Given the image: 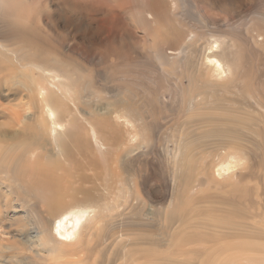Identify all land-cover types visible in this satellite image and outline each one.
Returning <instances> with one entry per match:
<instances>
[{"label":"rangeland","instance_id":"rangeland-1","mask_svg":"<svg viewBox=\"0 0 264 264\" xmlns=\"http://www.w3.org/2000/svg\"><path fill=\"white\" fill-rule=\"evenodd\" d=\"M39 1L32 0L25 6L35 9L36 17L40 18L38 23L43 27L49 11ZM140 1L147 10L156 5L163 18L175 22L178 31L170 35L187 49V59L183 62L180 53L170 66L159 68L154 50L147 44L150 33L144 34L142 28L131 26L124 13H134V0H102V8L112 10L116 19L109 24L101 16L99 22L107 34L94 35L102 37L103 43L108 36L117 41L115 47L121 44L125 49L93 51L88 57L71 55L75 60L82 59L79 65L67 59L69 70L78 72L74 76L76 89L70 87L74 98L65 102L76 122L72 127L65 126L62 133L73 134L66 135L65 151L58 152L49 146L47 149L51 151H38L32 158L31 164H38L50 177L45 187L36 185V178L7 180L0 172V201L3 197L13 200L21 205L19 211L23 212L12 221L2 213L6 226L3 232L18 234L20 230L25 238L35 234L38 219L35 198L40 195L34 189L38 188L50 190L58 198L89 194L100 200L103 207H110L99 213V218L104 214L107 223L103 228H93L98 227L104 235L121 227L129 233L130 241L137 244V250L146 248V234L153 236L152 257H158L161 250H169L170 243L160 238L162 230L170 241L174 238L178 242L181 217L196 216L189 211L197 207L194 204L200 207L197 219L201 224L207 223L211 230L202 233L217 237L221 230L217 222L229 220L239 231L259 232L262 235L259 242L264 245V0H173V3L160 0L163 5L155 4L154 0ZM6 2L9 1L1 0ZM68 4L58 0L61 9L53 7L58 19L55 42L60 48L78 37L77 21L86 19L80 12L82 8L78 11ZM80 13L85 17L83 20ZM153 31L163 35L170 27L158 22ZM215 39L219 44L224 43L221 47L225 50L221 53L235 68L228 82L209 81L212 69L203 65L202 53L217 43ZM0 44H4L3 38ZM6 44L11 60L33 61V56L38 55L30 48H18L12 39H7ZM165 48L173 51L170 45ZM182 63L184 74L179 75ZM18 69L21 67L16 65V69L0 74V134L6 131L10 135H34L41 110L34 100L36 95L29 91L30 86L21 78L19 82L10 79V74H17ZM1 77L5 79L1 81ZM15 113L19 117H14ZM15 118L23 121L20 127L14 125ZM23 140L1 146V155L7 147L13 148L10 164L31 144ZM220 152L225 153L222 158ZM229 158L235 159L238 167L233 174L227 175L226 171L227 180H219L218 164ZM22 160L20 157L19 161ZM10 169L8 163L0 167L2 172ZM25 198L32 199L26 200V204L22 202ZM40 205L39 210L45 212L46 207ZM7 212L13 214L11 210ZM200 214L206 220H201ZM21 217H25L23 230L16 223ZM183 231L187 235L188 231ZM1 236L3 244L17 250H2L0 258L16 254L34 257L21 239L15 242L7 240L8 235ZM92 243L95 247L100 242L98 239ZM117 245L114 251L118 254L121 248ZM105 252L98 258L107 255ZM173 252L172 247L170 253Z\"/></svg>","mask_w":264,"mask_h":264},{"label":"bare ground","instance_id":"bare-ground-1","mask_svg":"<svg viewBox=\"0 0 264 264\" xmlns=\"http://www.w3.org/2000/svg\"><path fill=\"white\" fill-rule=\"evenodd\" d=\"M7 1L9 2L1 3L0 0V30L3 31L0 32V38L4 39V44H0V74L7 69L9 71L16 69V65L18 68L21 67V69H18L17 74H10V79H15L19 82L21 78L30 86L29 91L36 95L34 100H37L39 103V108L41 110V116L39 117H41V119L38 121L37 127L33 128L35 132L34 135L29 133H23L21 135L16 133L10 135L8 132L6 133V131H3L4 134L3 132L0 134V143H3L0 145V149L5 143L9 144V141L24 139L23 141L31 143L23 151H20L21 153L18 154L13 164H10L11 161L9 159V156H11L10 152L13 148L9 149L7 147L6 149L5 147L6 150L3 148L5 152L3 155L0 154V167L8 163L11 169L10 171L0 172L7 180L8 178H14V181H17L26 177H33L36 178V185L45 187L49 183L48 179H50V177L41 171L38 164H31L32 158L37 156L38 151H51L47 149L49 146H52L53 149H56L58 152L65 151L67 147L65 142L66 135L71 136L73 133L72 131H69V133L62 132L65 126L70 127L76 122L69 108L66 106V103H69L67 100L71 99V97L74 98L70 87L74 90L76 89L74 76L78 72H71L69 70L70 68L66 64L67 59L71 60L73 64L79 65L81 62L78 63V61L82 59L79 58L80 60H75L71 55H87L88 57L93 51L103 52L108 49L117 51L124 50L125 48L121 44L118 48L115 47L117 41L108 36L104 37L105 43H103L102 37L94 35L107 34L106 29L100 25L99 21L101 16H104L105 21L109 24L114 23L116 19V14H113L112 10L105 7L102 8L100 5L102 0H64L67 4L69 3L68 6L70 5L78 11L79 8L86 11V13H83L82 10L80 11L86 16V19L82 22L77 21L78 24H80L78 28H75L79 41L76 40L77 38H74L71 44L61 45L64 52L55 42L57 36L55 21L58 19H56L57 13L54 9L55 7L61 9L59 6L60 4L58 5V0L39 1V4L43 1L49 11V13L45 15V26L43 27L38 23L40 22V18L36 17L34 13L35 9H29V6H25L26 3H30L32 0ZM155 1V4L163 5L160 0H154V2ZM171 2L173 3V0ZM134 3H136L134 13L132 11L128 13L124 11L125 9H123V11L127 15V20L131 26L142 28L144 34L150 33L147 44L154 50L156 62H158L157 66L159 68L170 66L180 53L182 55L181 60L184 62L189 52L175 40V37L173 38L170 35V32L178 31L175 22L170 18H163L160 11L156 9V5L151 6L152 8L147 10L145 8L146 6H144L140 0H134ZM82 14L81 19L85 18ZM48 15L49 18H47ZM148 17L150 18L148 19ZM158 22H160L161 25H164V23L168 24L170 31L163 35L155 33L153 28ZM126 31L129 32V28H127ZM7 39H12L18 45V48H30L32 51L37 52L38 55L33 56V61H29L26 58L11 60L9 54L10 50L8 49L9 46L6 44ZM215 40L216 42L218 41L217 39ZM259 41L261 40H258V42ZM219 43H214L215 45L209 46L203 51V65L208 67V69H212V72L208 75L209 81L214 80L219 83L228 82L234 76L232 69L235 68H233L229 60H226L227 57L221 53V51L225 50H222L221 47L224 43ZM167 45H170L172 47L170 50L173 51L166 49L165 47ZM69 51L72 53H68ZM180 68L178 69L179 75H183V63ZM24 69L27 72H24ZM35 72H37V74ZM2 79L5 78L1 77V81H3ZM16 116L19 117L17 113L14 114V117ZM116 117L119 118V115ZM16 118L13 121L14 125L20 127L23 121ZM84 126L87 125L85 124ZM80 127L82 128V126ZM236 149H239V147ZM58 154L60 155V153ZM224 155V152L219 153L220 158ZM20 157L24 160L19 161ZM27 157L28 159L26 161ZM42 158H45L44 155ZM239 162L241 163L242 160L240 159ZM237 167L238 166L235 165V159L232 158H229V160L225 162H219L218 170L216 169L218 179L227 180L225 177L226 174L228 173L227 175H229V173L235 172L234 170ZM226 171L228 172L226 173ZM34 190L40 195L38 198H35V200H37V202H35L38 218L36 223L37 231L34 235H28L27 238L24 237L23 232L20 230L17 232L18 234L7 231L3 232L6 226L3 224L5 221L1 219V214L6 213V219L12 221L14 217L19 216V214L22 215L23 212L22 209L19 211L21 205L15 203L13 200H8L3 197L0 201L1 233H4L5 236L8 235L9 238L7 237V240L12 239L17 242V239H21V242L27 245L26 247H28L29 252L34 257L30 259L27 256L16 254L0 258V264H264V245L259 242V240L262 239V235L259 232H242L233 227V224L229 220H221L217 222V227L219 226L218 228H221L217 237L209 233L204 234L201 231L205 232L211 230L207 223L201 224L199 219H197V212L200 209L198 204H194L193 207L197 205L196 208H192V210L189 209V211H193L196 214V216L193 215L195 217L191 216L192 218H189L188 215L181 217L180 222L182 225L180 224L179 226L178 242H176L174 238L170 241L165 231H161L160 238L170 243L169 250H161L158 257H152L154 246L151 244V241L153 240V236H147L146 234L148 239V242L145 244L146 248L137 250V244L130 241L131 238L129 233H126L127 231L125 230V232L121 227L117 232L112 228L111 230H113L114 233L112 232V234H109L106 231L103 233L104 235L101 234L98 227L93 228L95 226L103 228L104 224L107 223L104 214L99 218V213L107 211L110 207H103L100 200L92 198L91 195V197L88 196L89 194H84L82 197L69 195L64 199L55 197L50 190L44 191L38 188ZM28 199L30 201L32 198H25L22 202L27 204L28 201L26 202V200ZM40 204L46 207L43 206L46 209L45 212L39 210ZM189 205L191 204L189 203ZM31 208L32 207L29 209ZM9 210L12 211V215L7 212ZM43 214H46L48 217L44 218ZM199 217L201 220H206L203 214H200ZM23 218L25 219V217L16 219V223H19L22 227L21 230L26 226V224H22L24 222ZM183 229L188 231L187 235L184 233ZM4 234L1 235L3 236ZM132 236L135 235L133 234ZM164 236H166V238H164ZM156 237L157 236H154V239H156ZM98 239L100 243L92 247V242ZM110 241L112 243H110ZM171 243H175V245L173 246ZM198 243H201L202 247H198ZM116 244L121 248L118 254V251H114ZM172 247L174 248V252L170 253V248L172 249ZM14 249L17 250V248L3 244L0 238V251H12ZM104 251H106L105 253L107 255L99 259L98 255L102 256ZM108 253H111L112 257H110V255L107 257ZM115 255L116 258H114Z\"/></svg>","mask_w":264,"mask_h":264}]
</instances>
